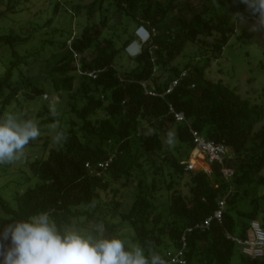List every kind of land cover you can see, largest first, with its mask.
Listing matches in <instances>:
<instances>
[{"label":"trees","instance_id":"16d2710c","mask_svg":"<svg viewBox=\"0 0 264 264\" xmlns=\"http://www.w3.org/2000/svg\"><path fill=\"white\" fill-rule=\"evenodd\" d=\"M193 1L93 0L83 7L55 0L53 16L45 22L29 21L20 32L0 31V118L22 89L29 99L43 102L49 92L58 94L66 99L72 115L54 137L43 135L42 152L26 162L30 171L25 176L37 182L17 193V208L0 195L4 215L0 225L46 212L59 228L75 224L88 232L100 222L105 236H118L125 242L120 229L126 225L132 232L130 245L156 252L165 262L166 251L179 250L185 234L187 264H235V259L237 264H264V255L253 259L227 237L245 238L250 222L264 215V125L258 127L264 109L221 80L204 77L235 33L233 17L260 20L242 0ZM20 5L21 0H0V19L17 14ZM25 10L22 6L18 12ZM83 12L89 20L98 14L99 22L78 32L71 29L70 21L42 32L54 24L56 15L80 17ZM113 17L155 32L137 55L128 56L127 63L133 65L129 68L121 60L135 36L127 37L120 47L111 36L103 37ZM243 36L250 35L243 32ZM46 45L60 49L51 56L43 80L49 89L31 78L18 81L22 67H29ZM188 45L196 46L198 54L182 67L175 65ZM196 59L199 62L193 63ZM184 71L186 77L164 99L146 94L142 87L144 83L155 93L163 92ZM90 72L96 77H89ZM169 104L183 113L187 123L176 122ZM37 115L40 131L44 128L46 133L51 124L61 125V118L51 116L46 106ZM173 129L185 149L184 153L177 150L178 155L169 143ZM190 129L232 150L224 162L234 170L231 180L223 177L216 163L209 174L188 169V156L194 149ZM109 160L103 170L90 172L85 166ZM183 179L186 191L180 187ZM131 187L136 189L134 199L122 211L123 192ZM163 191L165 202H158L157 195ZM244 196L250 198L249 211L237 209ZM220 198L226 200L222 223L185 233L211 216ZM117 217L120 221L114 223ZM260 223L264 229V217Z\"/></svg>","mask_w":264,"mask_h":264},{"label":"rangeland","instance_id":"374dc122","mask_svg":"<svg viewBox=\"0 0 264 264\" xmlns=\"http://www.w3.org/2000/svg\"><path fill=\"white\" fill-rule=\"evenodd\" d=\"M59 1L62 4L69 2L72 5L80 4L84 7L90 4L93 0ZM54 2L55 0H28V2L21 0V5L18 8V11L22 8V6L23 8L25 7L27 11H21V13L17 11V14H8V19L1 18L0 31H7L12 28L15 32H20L21 29L28 28L29 21L45 22L48 18L53 16L52 8ZM179 2L194 3L193 0H179ZM1 9L3 10L4 7H1ZM62 15L61 17L56 15L54 18V24H52L51 27L44 28L42 32H51L55 27L60 28L63 24L68 23L69 21L71 22V29L78 32L76 30H79L80 27L91 23H98L100 19L99 15L95 14L94 17L89 20L86 17V12H83L80 17L77 15H71L70 17L65 14ZM233 19L236 27L235 33L222 51L221 56L217 60H213L207 67L204 72V77L206 80L210 81L221 80L224 84L229 85L231 88H235L242 97L248 98L252 103L258 104L264 109V24H261L258 20H246L244 17L240 19L233 17ZM123 29H126V34L122 33ZM136 29L138 28L134 22L127 21L123 17L120 19L113 17L107 28L103 30V37L111 36L116 46L120 47L123 40L129 36H134L135 32H137ZM243 32L250 36L240 37ZM55 35L56 39L61 41L57 32ZM136 42H139L137 38ZM130 48H132V46ZM130 48L127 47L123 56L121 55L123 57L121 65H124L125 68L133 66L132 62L127 63V59H129L128 56H134L128 52ZM58 50L60 49L57 47L46 45V49H44L43 54L37 56L35 60H31L29 67H22L20 76H16L18 77L17 80L20 81L23 78H31L39 81L45 88L49 89L48 82L43 80L48 76L47 71L49 62L51 61V56L59 53ZM196 51H198L196 46L188 45L184 53L176 59L174 64L182 67L192 58L190 56L198 54L195 53ZM199 51L202 50L200 49ZM197 60L199 59H196L193 63H198L199 61ZM26 93V89L19 91L17 101L12 102L11 105L7 107L6 115L11 114L18 119L26 118L35 123L39 121L37 113L40 112V109H43L44 106H46L49 109L51 116H58L61 118V125L51 124L46 133L44 132V128H42L40 135L35 140L30 141V145L24 147L23 154L18 160L11 163L0 164V195L14 209L17 208V193L23 192L27 187H32L37 182L35 177L31 179L25 176V174L29 175L30 171L26 162L32 161L33 155L42 152L43 135L46 134L54 137L58 127L65 125L69 119L68 116H72L69 112L70 108L67 105L66 99L60 98L58 94L49 92L45 95V101L43 102L41 101V98L34 100L29 99ZM43 103L45 104L43 105ZM261 125H264V118L258 127ZM169 138L175 155L179 154L177 153V150L181 153L185 152L184 147H181L177 138L174 136V129L169 132ZM188 159L190 165L192 164L194 166L192 167V170L203 171L208 169L203 157L197 151L196 153L191 152ZM185 181L186 180L183 179L180 186L184 191H186L183 186ZM134 191H136V189L131 187L123 192L124 204L122 206V211L126 210L132 203L134 199ZM262 193H264V190H262ZM165 196L166 194L164 191L159 193L157 195L158 202H165ZM237 209L241 211H249L251 209L249 196H244L237 203ZM1 216L4 215L2 209L0 208V217ZM233 216L236 221H238L236 212H233ZM263 217L264 215L259 216V222H262ZM119 221V217L113 220L114 223H118ZM70 229H78V231L83 232V230L75 224ZM120 231L125 235V237H127L126 242L131 244L130 241L132 238V232L130 229L126 225H123ZM234 263H238L237 259H235Z\"/></svg>","mask_w":264,"mask_h":264},{"label":"clouds","instance_id":"9594fccd","mask_svg":"<svg viewBox=\"0 0 264 264\" xmlns=\"http://www.w3.org/2000/svg\"><path fill=\"white\" fill-rule=\"evenodd\" d=\"M242 2L264 24V0ZM136 31L128 46L138 45L137 53L128 50L134 56L152 36L143 26ZM39 135L38 126L29 119L11 114L0 118V164L18 160L24 147ZM104 231L100 222L88 232L59 228L46 212H39L0 225V242H7L0 244V264H166L156 252H146L118 236H105Z\"/></svg>","mask_w":264,"mask_h":264},{"label":"built area","instance_id":"2783aa9c","mask_svg":"<svg viewBox=\"0 0 264 264\" xmlns=\"http://www.w3.org/2000/svg\"><path fill=\"white\" fill-rule=\"evenodd\" d=\"M154 30L151 31V35L154 36ZM77 58V55H74ZM77 68L79 65L76 64ZM89 77L95 78L96 74L94 72L87 73ZM186 77V72H182L177 78L173 79L168 87L159 93H155L148 88H146V84L142 83V87L145 90V93L151 96H158L161 99H164L167 95L171 94L176 86L180 84L183 78ZM169 111L171 115H173L174 119L178 123H187L185 116L181 112H176L171 104H169ZM192 142L194 144V149L203 157L204 162L207 164V170H203L206 173H211V165L216 163L221 165V173L226 180H231L234 176V170L231 168H227L224 166L225 158L229 154L228 148L220 143H215L206 139L203 135L198 133L197 131L190 129ZM111 162V160L105 163H98L96 166L91 165L90 163H86V167L92 172L94 168H98L103 170L107 168V165ZM192 163V162H191ZM194 167L190 162H188V169L192 170ZM217 209L213 212V214L207 218H205L201 223L194 225L193 227H189L186 229L185 233H190L192 230H208L210 225L215 222L217 224L222 223L223 212L226 207L225 198H220L218 201ZM232 241L242 247V252L255 259L262 257L264 255V230L261 226V223L258 220H253L250 222L248 232L245 238H237L231 235H227ZM181 248L177 251L167 250L166 251V264H187L186 260L183 257L184 250L186 247V238L185 234H183L181 238Z\"/></svg>","mask_w":264,"mask_h":264},{"label":"bare ground","instance_id":"6f19581e","mask_svg":"<svg viewBox=\"0 0 264 264\" xmlns=\"http://www.w3.org/2000/svg\"><path fill=\"white\" fill-rule=\"evenodd\" d=\"M139 50V47L138 45L135 43L134 45H132V48L129 49V51L132 53V54H135L137 53Z\"/></svg>","mask_w":264,"mask_h":264},{"label":"water","instance_id":"95a60500","mask_svg":"<svg viewBox=\"0 0 264 264\" xmlns=\"http://www.w3.org/2000/svg\"><path fill=\"white\" fill-rule=\"evenodd\" d=\"M193 153H196V150H194Z\"/></svg>","mask_w":264,"mask_h":264}]
</instances>
